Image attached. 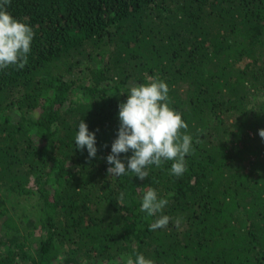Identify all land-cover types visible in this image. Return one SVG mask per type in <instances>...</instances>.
<instances>
[{"label":"trees","instance_id":"obj_1","mask_svg":"<svg viewBox=\"0 0 264 264\" xmlns=\"http://www.w3.org/2000/svg\"><path fill=\"white\" fill-rule=\"evenodd\" d=\"M6 8L34 38L23 69L0 70V264H264V0ZM148 77L188 125L187 171L109 176L119 105ZM81 120L94 158L75 144ZM146 188L168 200L166 228L149 230Z\"/></svg>","mask_w":264,"mask_h":264},{"label":"clouds","instance_id":"obj_2","mask_svg":"<svg viewBox=\"0 0 264 264\" xmlns=\"http://www.w3.org/2000/svg\"><path fill=\"white\" fill-rule=\"evenodd\" d=\"M10 3L11 0H0V70L10 66L23 69L34 38L32 28L7 11L6 6ZM168 94L167 83L155 77H148L145 84L129 85L127 100L119 105L118 138L112 143L111 154L107 157L109 176L120 177L131 172L144 180L152 165L159 168L167 161L172 162L170 175L180 177L187 171L185 158L194 151L192 136L187 134L188 125L181 114L169 106ZM259 136L264 138V129L259 131ZM75 144L80 150L87 148L90 158L96 156L95 133L89 131L83 120L79 123ZM130 151L132 155L127 158L126 165L120 155ZM140 203V211L149 217H157L168 205V200L160 198L154 188H146ZM171 220L161 214L149 225V230L166 228ZM175 226L179 228V222ZM121 261L122 264H154L143 254L123 256Z\"/></svg>","mask_w":264,"mask_h":264}]
</instances>
